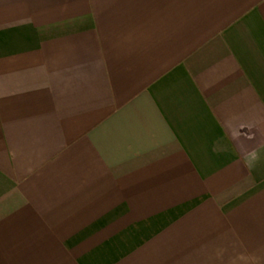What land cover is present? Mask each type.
I'll list each match as a JSON object with an SVG mask.
<instances>
[{"label":"crops","instance_id":"0c3cea01","mask_svg":"<svg viewBox=\"0 0 264 264\" xmlns=\"http://www.w3.org/2000/svg\"><path fill=\"white\" fill-rule=\"evenodd\" d=\"M0 264H264V0H0Z\"/></svg>","mask_w":264,"mask_h":264}]
</instances>
